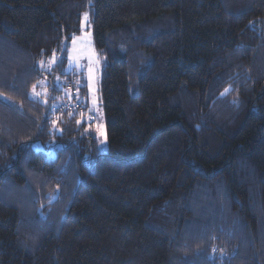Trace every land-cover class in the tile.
Segmentation results:
<instances>
[{"label":"trees","instance_id":"16d2710c","mask_svg":"<svg viewBox=\"0 0 264 264\" xmlns=\"http://www.w3.org/2000/svg\"><path fill=\"white\" fill-rule=\"evenodd\" d=\"M87 11L104 154L56 74ZM0 264H264V0H0Z\"/></svg>","mask_w":264,"mask_h":264},{"label":"rangeland","instance_id":"374dc122","mask_svg":"<svg viewBox=\"0 0 264 264\" xmlns=\"http://www.w3.org/2000/svg\"><path fill=\"white\" fill-rule=\"evenodd\" d=\"M85 14H87V19H85ZM76 40L75 45L73 44V39L68 46L67 51V65L64 69L59 70L56 72L57 75L62 74H82L85 78L88 87V104H89V111L91 112L90 122L93 124L94 134L97 139L98 150L101 154H104L107 150V141H105L106 136V127L104 121V110L102 105V96L100 92V84L102 79V61L100 60V56L97 53L94 34H93V25L91 20V15L89 11L84 13L82 17V24H81V34L80 36L74 37ZM71 57V58H70ZM53 58V57H52ZM50 58V59H52ZM49 59V60H50ZM59 56H54V62L49 64L48 61H44L43 70L47 73H52L53 69L59 63ZM41 66V64H40ZM89 69H91V80L89 79ZM46 73V74H47ZM51 76H47L46 79L42 80L37 87V91L41 92V96L34 97L33 93L31 92V98L34 100H39L43 104H47L49 102L48 98L51 95L49 89V81ZM67 77H60L57 76L55 79V85L60 94H57L56 101L53 102L52 107L53 110L61 108L63 105H67L70 102V96L72 94V89L69 87L70 85L67 84ZM40 85H44L43 88ZM74 88H78L77 85ZM228 93L224 94L226 96ZM47 100V103H44V100ZM79 102V101H78ZM57 122L55 121V124ZM102 128L104 132V136L99 135L97 132V128ZM107 140V137H106ZM105 141V142H101ZM45 150L44 147L37 144L35 145L34 149L36 151H47V158L53 159L56 156V146L54 143H50ZM11 194V193H10Z\"/></svg>","mask_w":264,"mask_h":264},{"label":"snow or ice","instance_id":"6c2138e0","mask_svg":"<svg viewBox=\"0 0 264 264\" xmlns=\"http://www.w3.org/2000/svg\"><path fill=\"white\" fill-rule=\"evenodd\" d=\"M85 19H87V14H85ZM75 43H76V40H75V38H73V44L75 45ZM54 56H55V54H53V58L50 59V60L48 61L49 64H52V63L54 62ZM70 58H71V57H70ZM40 64H41V68H43V66H44V61H41ZM91 78H92V77H91V69H89V79L91 80ZM40 87L43 88L44 85H40ZM36 89H37V85L34 84V85L32 86V93H33V96H34V97L41 96L42 93H41V92H38ZM228 91H229V89H225V93H222V95L228 93ZM44 103H47V100H46V99L44 100ZM78 123H79V121H78ZM53 126L55 127V123H54ZM97 132L99 133V135L104 136V132H103L102 128L98 127V128H97ZM105 141H106V136H105ZM105 141H101V142L103 143V142H105Z\"/></svg>","mask_w":264,"mask_h":264}]
</instances>
